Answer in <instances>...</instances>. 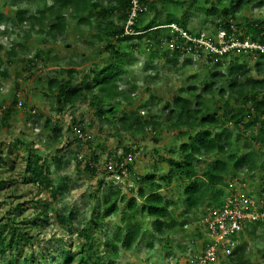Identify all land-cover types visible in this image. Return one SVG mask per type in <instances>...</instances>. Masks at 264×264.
Wrapping results in <instances>:
<instances>
[{
  "label": "trees",
  "instance_id": "16d2710c",
  "mask_svg": "<svg viewBox=\"0 0 264 264\" xmlns=\"http://www.w3.org/2000/svg\"><path fill=\"white\" fill-rule=\"evenodd\" d=\"M20 1L12 0L11 6H17L15 15L10 26L3 27V33L7 36L13 35L16 28L26 30L22 36H18L22 42L11 45L6 52L9 59H22L28 50L26 43L34 36L57 44L65 38L70 23H74L77 28L85 25L88 30H93L95 33L92 36L96 43H88L95 48L92 57L79 59L72 56L65 61L66 65L72 66L77 62L78 66H82L86 61H94L103 56V63L91 62L93 65L87 71L84 67H59L52 70L47 77L46 93L43 94L54 101L56 113H69L77 104L90 100L89 106L95 108L100 117L105 109L112 111L113 115L121 112L122 117L118 121L120 127L133 136L145 138L148 132L156 134L158 130L166 128L180 144L163 147V155L158 154V159L152 162L151 174L144 178L153 190H138V198L142 201L140 207L133 199L128 200L127 211L122 219L124 227L109 236V229L103 226V222L117 213L120 197L119 189H111L112 196L105 199L101 206L103 215L92 219L95 231L105 235L106 239L96 241L93 235L80 230L78 236L84 240L77 250L80 259L62 247V239L55 240L53 237L45 240L50 243L56 241L55 249L60 248L58 255L45 245L41 247L36 259H33V255L22 256L23 245L32 244L35 236L27 223L21 225L15 216L8 213L6 218L0 219V264H47L44 262L46 257L51 261L50 264H105L104 261L113 264L112 259L119 257V246L124 251H132L137 240L148 233L144 230L145 218L151 220L158 238H165L168 233L163 231L164 226L174 231L180 224L171 218V206L180 203L184 207L183 215L192 211H205V219L212 209L222 207L228 199L235 201V198L227 199V193L233 190V182L241 176L247 178L250 185L257 186L254 189L257 192L252 194L258 197L254 203L258 207L256 210L248 206L243 211L264 213V51L241 46L222 51V46L216 40L217 33L222 31L227 46L234 41L242 44L249 37L250 42L255 44L257 41L256 44L264 46L263 17L255 19L243 15L253 3L264 7V0H52L51 4L47 3L48 0H23L36 6L35 13L22 8ZM134 1L138 6L136 16L132 24L127 25ZM158 4H161L165 13L164 18L148 17L149 12L158 11ZM199 10L211 16V22L216 28L214 37H204L212 46L209 48L196 42L201 38V32L193 35L187 27L188 18ZM5 17L0 12V26L5 23ZM173 24L177 30L170 27ZM157 27L161 28L155 29ZM183 33L191 35L189 38L195 41L187 40ZM236 34L240 36L235 38ZM101 44L103 47H100ZM171 45L176 47L175 51L170 56L169 51L165 52L164 56L177 74L182 75L186 69L191 68L193 61L187 56L189 52H197L198 57L205 59L207 71L201 85L188 84L181 87L164 103L159 115L142 119L138 109L131 112L121 110V104H132L133 94L138 89L135 81L130 82L129 89L121 88V84L130 75L127 70L130 59L127 56L143 55L147 50L148 60L156 61L159 49H169ZM45 56L44 51L37 50L31 63L41 60L42 66H48ZM182 56L188 59L179 65L177 60ZM31 76L35 77L36 73L31 72ZM0 77L7 78V70L2 69L1 64ZM197 78L198 75L194 74L187 77V80L195 81ZM154 80L158 78L152 76L147 82V90ZM15 100H12V105H16ZM163 102L159 99L157 104ZM10 113L8 111L4 114L1 122L6 121ZM43 127L55 133V142L59 141L61 135L49 120L45 121ZM78 130L82 132L81 128ZM245 134L248 138L242 144ZM184 136L186 140L181 141ZM153 142L158 144L160 140L154 139ZM65 143L74 144L76 148L84 145L77 141V137ZM125 150L126 154L118 159L117 164H123L124 169L131 172L132 166L125 164V157L131 156L132 151L130 148ZM37 154L36 149H29L25 159L28 177L24 182L42 188L50 184L51 171L42 164L43 159ZM77 156L78 153L77 167L83 165L86 172L96 173L90 164H81L83 159L78 160ZM206 159L212 160V165L204 162L200 166L198 162ZM57 163L60 167L61 161ZM165 163H169L170 169L167 175L158 179L157 175L163 171ZM117 171L120 172V169ZM137 179L143 180L141 177ZM157 179L162 183H158ZM165 188H168V194H177L178 200L167 198L168 194L162 193ZM66 191L65 183L50 188L51 200H57ZM48 205V202H44L36 216L42 225L49 224ZM20 207L17 205L14 210L20 213ZM74 219L73 214L65 216L59 213L56 216L58 224L70 230ZM259 223L252 225L250 231L245 230L233 237L236 246L227 259L229 264H250L246 258L248 239L245 236L253 238L256 226L262 225ZM97 244L103 245L104 251L99 253L95 248Z\"/></svg>",
  "mask_w": 264,
  "mask_h": 264
},
{
  "label": "rangeland",
  "instance_id": "374dc122",
  "mask_svg": "<svg viewBox=\"0 0 264 264\" xmlns=\"http://www.w3.org/2000/svg\"><path fill=\"white\" fill-rule=\"evenodd\" d=\"M12 3V0H0V12L6 15L5 23L0 26V64L2 69L7 70V78L0 77V219L6 218L10 213L21 225L27 223L32 235L35 236L32 244L23 245L22 256L33 255V259H36L41 247L45 245L55 251V255H58L60 248L55 249L56 241L50 243L45 240L53 237L55 240L62 239V247L69 249L76 259H80L77 250L78 246L84 243L83 238L78 236L80 230L93 235L96 241L106 239L105 235L95 231L92 219L103 215L101 206L105 199L112 196L111 189H119L120 197L117 213L110 215L103 222V226L109 229L107 232L109 236L124 227L122 219L127 211L128 200L133 199L140 207L142 201L138 198V190L141 188L147 192L153 190L144 178L151 174L152 162L158 159V154L163 155V147L172 146L173 143L180 144V141L172 138L166 128L158 130L156 134L148 132L145 138L133 136L120 127L118 121L122 117L121 112L113 115L112 111L105 109L100 117L95 108L89 106L90 100L77 104L69 110V113H56L54 101L43 94L46 93L47 77L52 70L59 67L77 69L84 67L87 71L88 67L93 65L91 62L103 63V56L94 61H86L82 66H78L77 62L72 66L65 63L72 56L79 59L93 56L95 48L90 47L88 43H96V39L92 36L95 32L88 30L85 25L77 28L74 23H70L65 38L57 44L34 36L26 43L28 50L27 53L24 52L25 56L22 59H9L6 55L9 47L22 42L18 36H22L26 31L25 28H16L11 36L3 33V27L10 26L15 15L17 6H11ZM47 3L51 4L52 0H48ZM20 4L22 8L29 9L31 13L36 12V6L27 1L21 0ZM256 5L253 3L243 15L264 19V7ZM157 9L155 13L149 12L148 17L164 18L165 13L161 4L157 5ZM70 20L69 18L68 22ZM211 20V16L199 10L188 18L187 27L193 35L201 32L203 38L214 37L213 33L216 32V28ZM170 27L177 30L174 24ZM158 28L161 27L155 29ZM237 35L240 36L236 34L235 38L238 37ZM216 40L222 48L226 47L222 31L217 33ZM249 40L250 37L245 39L249 45L254 44ZM199 41L208 44L206 39ZM233 43L238 45L237 41ZM243 45L246 46L245 43ZM256 45L263 47L260 44ZM100 47H103L102 44ZM175 49L173 45L169 49H159L156 61L148 60L147 50L145 51L147 55L127 56L130 59L127 65L130 75L125 79V83L121 84V88L127 90L131 85L130 82L135 81L138 89L133 94L132 104H121L123 107L120 108L121 110L131 112L138 109L142 119L151 115H159L164 103L169 101L181 87L188 84L201 85L205 77L204 73L207 71L205 59L198 57L197 52H189L187 56L193 61L191 68L186 69L180 75L170 68L164 56V53L168 51L170 56ZM37 50L45 52L44 58L48 60V66H42L41 60L35 64L31 63ZM187 56L178 58L177 63L179 65L185 63ZM152 67L154 70H151ZM31 72L36 73V76L30 77ZM194 74L198 75L197 80H187V77ZM152 76H156L158 80L151 82L152 86L147 90L146 84ZM14 98L16 105H12ZM159 99L164 101L163 104H157ZM8 111L11 112L8 119L1 122ZM46 120H49L60 133L58 142H55V133L43 127ZM79 128L82 129L86 139L84 145L77 148L74 144L67 145L66 140L70 142L81 132ZM246 138L248 136L245 134L241 141L242 144L245 143ZM154 139H159L160 142L155 144ZM185 140L184 136L181 141ZM30 148L36 149L37 155L43 159L42 164L50 168L51 182L46 187L38 188L31 182H24V179L28 177L25 171V159ZM127 148H130L132 152L131 156L126 155L125 164L132 166V171H126L124 178L115 180L117 175L115 165L119 163L118 159L126 154L125 149ZM77 153L78 160L83 159L81 164H90L96 169L95 174L86 172L81 164L77 167ZM59 160L61 161L60 167L57 166ZM204 162L212 165V160L209 159L198 163L202 166ZM163 168V171L157 175L158 179L167 175L170 169L169 163H165ZM138 177L143 180H138ZM158 179L156 181L162 183ZM99 182L102 184L99 185ZM63 183L67 184V191L58 196L57 200L52 201L49 189ZM255 188L257 186L250 185L248 179L241 176L233 182V190L228 191L227 199L235 198L240 209L249 206L252 210H256L258 207L254 203L257 202L258 197L252 194ZM167 189L165 188L162 193L168 194ZM167 198L177 201L178 195L168 194ZM44 202L49 204L47 207L49 224L42 225L41 221L36 220V216ZM17 205H21L20 213L14 210ZM169 210L171 218L180 223L174 231L164 226L163 231L168 234L165 238H158L151 220L145 218L144 230L148 233L137 240L132 251H124L119 246V257L116 260L112 259L113 264H229L227 259L232 255L236 244L227 250L219 246L213 261L208 263L202 261L204 247L217 241L215 236H211L207 230V224L203 219V216L207 214L205 211L197 213L192 211L188 215H183L184 207L180 203L171 206ZM59 213L65 216L69 214L75 216L71 224L72 230L58 224L56 216ZM259 224L262 225L256 226L253 238L245 236V239H248L246 258L249 259L250 264H264V223ZM95 248L99 253L104 251L103 245L97 244ZM44 262L51 263L48 257ZM58 262L59 260L55 261V263ZM104 263L106 264L107 261Z\"/></svg>",
  "mask_w": 264,
  "mask_h": 264
},
{
  "label": "built area",
  "instance_id": "2783aa9c",
  "mask_svg": "<svg viewBox=\"0 0 264 264\" xmlns=\"http://www.w3.org/2000/svg\"><path fill=\"white\" fill-rule=\"evenodd\" d=\"M138 8L136 1H134V7L130 13L127 25H131L133 19L136 16V9ZM127 30V29H126ZM129 31V30H128ZM127 31V32H128ZM187 40L195 41V39L189 38L186 34H182ZM204 39L203 37L199 38L196 42L203 44L199 40ZM208 42V41H207ZM246 44L244 46L243 44ZM235 45L232 43L230 46L222 48V51L227 50L231 47H244V48H257L264 51V46L261 47L256 44H251L247 41L243 42L242 44L237 43ZM206 47H212L210 43L203 44ZM214 50V48H212ZM217 51V50H215ZM77 141L81 144L85 143V138L82 133H78L76 135ZM120 166V167H118ZM115 167L120 169V172L117 170V175L115 176V180H119L120 178H124L126 176V169H124L123 164L119 165L116 164ZM205 223L207 224V230L211 236H215L217 241H213L212 243L208 244L203 252L202 261L204 263L211 262L215 259L216 253L218 251L219 246L223 247L224 250L227 248H231L234 246L233 237L238 235L239 233L244 232L245 230L250 231L251 226L257 222L264 223V213L258 212H244L243 209H240L236 203V201L228 200L222 207L212 209L207 217L204 219ZM234 248V247H233Z\"/></svg>",
  "mask_w": 264,
  "mask_h": 264
}]
</instances>
